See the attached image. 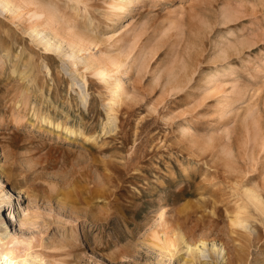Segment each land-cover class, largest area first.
<instances>
[{
    "label": "rangeland",
    "instance_id": "1",
    "mask_svg": "<svg viewBox=\"0 0 264 264\" xmlns=\"http://www.w3.org/2000/svg\"><path fill=\"white\" fill-rule=\"evenodd\" d=\"M108 2L84 3L93 6L90 11L95 13ZM131 10L132 14L117 29L119 36L122 34L121 47L102 43L103 46L85 52L99 57L106 48L110 55L125 57L119 76L126 85L124 99L130 103V111L118 116L116 121L122 128L115 136L101 135L108 99L101 78L86 73L89 103L81 105L79 89L72 86L60 57L44 53L23 33L22 28L33 18L30 20L23 12L14 20L15 25L10 15L0 16L1 34L2 29L8 30L11 49H18L19 43L24 47H20L22 51L28 52L29 62L34 66L31 77L36 78L26 91L29 84L11 73L9 56L0 51V167L3 168L0 173L8 184L22 188L18 217L21 221L29 219L21 226L7 224V232L0 227V251L4 246L6 252L5 257L0 255V264H56L61 260L62 264H203L204 261L191 262L185 247L167 245L168 239L175 242L170 226L176 216L188 211L191 218L186 220L183 234L191 244L201 235L218 245L222 242L228 259L217 261L218 264H239L232 261L237 255L244 258L240 264H264V223L250 218L252 224L248 222L256 234L244 242L237 234L241 229L230 227L224 212V206H232L229 202L234 199L229 198L232 191L228 187L237 186L248 177L252 185L264 187V0H139ZM67 19L58 20L55 26L63 22L60 27H64L65 22H71V28L66 29L71 33L83 26L80 23L83 21L75 23L74 18ZM224 20L226 29L221 28ZM204 24L209 35L203 36ZM194 25H199L202 31ZM191 27L198 30L192 28L197 36L205 38L201 47L191 45L197 37ZM225 30L227 41L213 47L214 39ZM234 46H241L240 54L238 50L234 52ZM190 47H194L191 53ZM218 49L228 51L227 56L239 65V70L229 78L211 76L204 84L199 79L209 74L211 62L220 57L222 51ZM196 50L201 55L196 54L200 56L198 70L188 83L181 81L187 83H183L185 86L181 83L175 90L173 83L177 77L171 84L170 74L185 68L184 58L189 59ZM232 51L237 55L230 56ZM45 57L49 71L52 70L47 79L43 77ZM133 59L138 60L137 70L126 76L129 70L126 68ZM183 73L184 70L181 76L178 73V79H184ZM197 82L201 83V89ZM20 89L23 91L18 96ZM222 90L228 104L225 113L208 120L203 116L208 117L206 113L216 105ZM38 102L45 106L38 109L41 113L65 120L88 135L98 134L99 141L95 145L91 142L92 145L79 137L67 139L37 130L29 116ZM19 112L28 116L20 122L22 125L14 123ZM214 163L223 165V169L220 165L212 168ZM224 166L234 172L228 173L238 181L226 178L229 176ZM217 167L218 172H223L218 173ZM221 174H226L225 181ZM241 176L247 179L242 180ZM228 180L234 186L230 183L227 186ZM220 191L226 196L220 197L222 203L216 204V211L219 210L211 213L207 208L199 228H190L202 214L193 212L196 205L202 200H214L212 196H219ZM209 221L216 226L208 229ZM187 229H194L193 234ZM211 257V263L215 264L214 256Z\"/></svg>",
    "mask_w": 264,
    "mask_h": 264
},
{
    "label": "bare ground",
    "instance_id": "2",
    "mask_svg": "<svg viewBox=\"0 0 264 264\" xmlns=\"http://www.w3.org/2000/svg\"><path fill=\"white\" fill-rule=\"evenodd\" d=\"M138 1L139 0H110V2L107 3V5L105 4L106 7L105 6H103V8L101 7V9H100L101 11H99L98 8L97 9L95 8L96 11L94 13L92 10H91L92 12L90 11L91 7H93V6L90 7V5H89V7H88L87 4L84 3L85 0H0V16H6L7 14L10 15V19L12 20L13 24L16 25V22L14 20L18 16H20L18 14H21L23 12H25L26 15H29L30 20H31V18H33L31 20V23H29L28 25H25L24 28H22L23 33L26 34L31 39L32 42L37 44L39 46V49L43 50V52L45 51V52L54 53L60 57V60H61L62 65H63V70H64L66 75L70 76L69 78H70V82H71L72 86L78 87V89H79V92L77 93V95L79 97V102H81V105H86L89 103V93H88L89 89L87 88L88 87L87 86L88 81L86 79V73L87 72L93 73L98 79L101 78V80L103 81V84H105L106 91L108 93V99L106 98L107 99L106 122L102 128L101 135L117 134L118 130L119 129L121 130V128H122L121 125L118 124L116 121V120H118V116H120V114L123 111L126 113L130 111V105H129L130 103L128 104L126 102V100H125L126 97L124 95L126 92V85L122 82V79L119 76L121 74L120 69L125 64V57L120 56V55H115L114 53H113L114 55H110L108 52L109 49H106V48H105V50L104 49L102 50V55L99 57H97V56L95 57L92 53H90L89 55H85V52L88 50L90 51L91 47L97 48L98 45H100L102 43L108 44L109 46L111 45V47L116 46V45L120 46L121 45L120 42H122L121 40H123V39H121L122 34H120V36H121V38H120L119 32L117 29H118L119 25L130 14H132L131 8H132V6L135 5V3L137 4ZM97 10L99 13L97 12ZM22 16H24V14ZM62 17L63 18L67 17L68 19L72 18L71 20H73V18H74V21L76 20L77 22L83 21V22H80L83 24V26H79V27L75 28V26H77V25H75V23H76V21H75V23H74L75 26L73 28H75V30L76 29L77 30L72 32V33L68 31L69 32L68 33L66 31V29L71 28V22H70V24H68L69 22L67 24L65 22V26H64L65 28L60 27L61 24L63 25V22L59 25L60 28L58 27V24H57L58 28L55 26V24H56V22H58V20L63 19ZM225 17H227V15ZM22 19H23V17L21 18V20ZM65 20H63V21H65ZM18 24H19V22H18ZM82 24H80V25H82ZM199 25H197L198 27H196V25H194V26L197 29L199 28L202 31V29L200 27L201 25L200 26ZM192 26H193V24H192ZM205 26L206 25L204 24L203 29L205 28ZM226 26H227V21L224 20L222 22L221 28L226 29ZM192 28H194V27H191V29ZM196 28H194V29H196ZM210 29L211 28H209V30ZM204 30H203V32H205V34L202 33L203 36H205L206 33H207V35H209V32H206L207 30H205V31ZM2 31L4 32L2 34L5 37L4 38H2L3 36L0 37V51L1 50L3 51L2 55L9 56V59H10L9 62L12 63L11 69H10L11 73L16 74V76L19 77L18 79L20 81H22V82L25 81L29 84L27 86V88L25 89L26 91H28L30 84L36 82V78L33 79V77H31L33 74V70H34V66L32 65L31 62H29L31 60V58L28 57V52L25 51V49L22 51V48H20V47H23V46H19L18 45L19 43L17 44L18 49H16V50L11 49L12 44L10 42L12 41V37L11 38L8 37V32H7L8 30L4 31V29H2ZM48 31H49V33H47ZM191 31L194 32L193 29ZM197 32H198V30H197ZM226 32L227 31L225 30L223 35L216 38V40L214 39V41H213L214 46L213 47L218 46L217 44H221L222 42L227 41V39H225ZM129 33H130V31H129ZM2 34H1V30H0V35H2ZM193 34H195L197 36L196 32H194ZM202 37H199V35H198L196 37V39L193 40V43H191V45L192 46L196 45V47H197V45H199L198 47H201L203 39H205L204 37L203 38ZM5 42H6V45L3 46L2 44H4ZM14 43H17V42L15 41ZM103 44H102V46H103ZM159 45L161 47V44H159ZM109 46H107V47H109ZM194 47H192V49ZM237 47L238 46H234L233 48H235V49H233V50H234V52L236 50H238V53L240 54L241 49L239 50V48L241 46L239 48H237ZM242 48L244 49L243 46H242ZM192 49L190 47L189 52L192 51ZM219 49H222V48H219ZM219 49H218V51H219ZM197 50H200L202 52V50L199 48H197ZM228 50H230V49H228ZM196 51L194 52L195 55H192L193 54L192 53L191 55L188 56L189 59L184 58V59H187V61H186L187 65L184 66L185 68H183V66L180 65L183 68L182 70H184V73H183L184 75L182 74V76L185 80L181 79V77H180V79H178V77H179L178 73L180 74V72H182V70L179 71L181 68H179L178 66H177V69L179 68V70L176 71L177 74H175V75L170 74V77H171L170 80H169L170 77L168 76V80H169V82H171V84L176 79L175 77H177L175 83H173V84H175V86L173 87V88H175V90L179 89L178 86L181 83H182V85H184L185 82L188 83L190 81V78L193 75V73H195L198 70V69L196 70V68L198 67V64H199L198 58L201 55L199 54L200 53L199 51H197V53H196ZM220 51H222L221 53H219L222 55V57L220 55V57H218L217 59H214L213 62H211V63H213V67L210 68L211 71L209 72V74L207 73L208 75H204L202 77V80L199 79L200 82L202 81V83L206 84V83H208L207 79L211 76H214V75H215V77L220 76L222 78L223 77L229 78V76H232L237 70H239V65H237L236 63H233V60L230 59L229 56H227L228 51H223V50H220ZM117 53L119 54V52H117ZM196 54H198L200 56L196 57ZM232 54H233V51L231 52L230 56ZM234 55L236 56L237 54H233L232 56H234ZM226 56L229 59H227ZM47 57H49V56H47ZM45 59H47V58L46 57L44 58L43 62H45V63H44L43 69L46 73H44L43 74L44 76L43 75L42 76L44 77V79H47L49 77L48 76L49 72H51L52 70L49 71V64L46 62ZM135 59L131 60V62L129 64L127 63L128 66H127L126 70H128V69L129 70H128L127 74L125 73L126 76L129 74H133L134 71L137 70L138 65H136V64L138 63L137 62L138 60L136 61ZM181 59H183V58H181ZM4 63H5V61H4ZM143 64H144V61H143L142 65ZM173 68L174 67H172L169 71L173 70ZM35 73L36 72H34V74ZM204 74H205V72H204ZM37 75H36V77H37ZM172 75H174V76L172 77ZM180 76H181V74H180ZM187 77L188 78L190 77V78L187 79ZM220 77H218V78L220 79ZM173 78H175V79H173ZM51 79H53V78H51ZM56 80H58V79L56 78ZM172 80H173V82H172ZM182 80L185 82H181ZM200 82L199 83L197 82V83L201 89L202 85L200 86V84H201ZM167 85L169 88L170 85L169 84H167ZM49 87H50V85H49ZM197 87H195V89ZM199 87H198V89H199ZM22 89H20V91L18 92L19 93L18 96H20L22 94V91H23ZM169 89L173 90L171 88H169ZM163 90H164V88H163ZM48 91H49V88H48ZM25 92H23V93H25ZM47 94H48V92H47ZM49 95H48V97H49ZM219 95H220L219 96L220 98H218L219 100L216 103V105L213 106V108L210 112L206 113L208 115V117L206 115L203 116V117H206L208 120H215L218 117H220L221 114L225 113L223 111H225L224 109L228 105L225 90L224 91L222 90L221 94H219ZM18 96L17 97L15 96V98H18ZM30 96L26 95V97H28V98ZM102 97L103 96H101L100 98H102ZM101 100H103V99H101ZM104 101H106V100L104 99ZM38 103H39L38 107H37V104L33 105V111H32V109L30 110V111H32V114L29 116L30 117V123L32 124V126H36L37 130L44 132V133H48V134H57L56 135L57 137L64 136L67 139H73V138L79 137L82 142H86V141H87V143L92 142L94 145L97 143V140L99 139V137L97 136L98 134L97 135L96 134L88 135V133L86 134L83 131V129L77 130L78 129L77 127H76L77 129H75L74 127L68 125V122L65 120L60 121V120H57L55 117H53L49 113H46V112H45L46 114L41 113L39 110L43 105H42V102L41 103L38 102ZM105 104H106V102H105ZM35 107H37V108H35ZM43 107H45V106H43ZM27 108H29V107H27ZM77 108H78V106H77ZM26 116L22 112H19L17 116L15 115V118L17 119V117H18V120L14 121V123L22 125V123H20V122H22V120L26 119ZM80 117H81V120L84 118L81 114H80ZM27 118H28V116H27ZM121 118H120V122H121ZM82 122L83 121H81V123ZM210 122H212V121H210ZM85 130H86V128H85ZM102 140H103V138H102ZM220 160H221V158H220ZM228 160L226 159V161H228ZM222 161H223V158H222ZM215 165H220V164L214 163V166L212 168H215ZM225 165L230 167V165H228V163ZM220 166H219V168L221 169L223 167V165L221 167ZM226 166H224V167H226ZM228 167H226L227 168L226 171L224 170V172H226V174L231 170ZM263 167L264 166L262 165V169H263ZM236 168L237 167H235V169ZM0 169H1V171H3L2 170L3 168L0 167ZM221 171L223 172V170H221ZM214 172H215V169H214ZM217 172H218V167H217ZM217 172H215V173L216 174L220 173V172H218V173ZM240 172H238L237 174H239ZM212 173L213 172H211V175H212ZM259 173H262V172L260 171ZM226 174H224V175L221 174L222 176H220V177L224 176L223 179L225 181V177L229 176L226 178L227 179L230 178V180H231V178L233 176L230 177V173H228L229 175L228 174L226 175ZM235 174H233V175L236 178L237 174H236V176H235ZM219 175H218V178H219ZM213 176H215V175L213 174ZM241 177H242V180L247 179L246 177H245L246 179H243V176H241ZM241 177H238V178H241ZM235 180H237V179H235ZM230 182L228 180V182L226 181L225 183H227L226 185L229 186L228 183H230ZM214 184L213 185L210 184L211 187L212 186L214 187ZM232 184L230 186H234L235 183H233V181H232ZM237 184H236L237 186L230 187V188L228 187V189H230L232 191L231 194L229 193L230 194L229 198L234 197V199L232 201L230 200V202H229V201H227L228 198L227 197L225 198V199H227V200H224L225 203L227 201V202L231 203L230 205H232V204L233 205L230 207H226V205L225 206L223 205L224 206V212H225L226 218L229 219L230 227L235 228V229H238V228L241 229V232H238V233L236 232L239 236V239H241L244 242H249V240H252V239H250L251 236H255V234H256V231L252 230V226L249 224V222H250L249 219L252 218V220L254 219V221H257L261 224L264 223V187L263 186L260 187V186H258V184L252 185L251 179L249 177L246 181H244V182L241 181L240 183L238 182ZM9 185L10 184H8L7 179L4 176H2V174L0 173V227L3 228V230H5V232H7V230H8L7 224L11 223V225L21 226V225L27 224L28 220H29L26 218L25 221H21V220H19V217H18V215H19L18 209L20 207L19 199L22 198V195H21L22 188L15 187L12 184L10 185V188H8ZM215 186H216V184H215ZM223 187L224 186H222V188ZM212 190H215V189H212ZM222 192H224V191H222ZM224 193H226V192H224ZM226 194H228V193H226ZM15 195H17V196H15ZM218 195L219 196H217V195L212 196V198L214 197V200H209V199L206 201L202 200V202L199 203V206L196 205L197 210H195L193 212H195L196 214H197V212H200V213L202 212V214L199 213L201 216L199 215L200 217L198 216L197 218L194 219L195 222H193L194 224L190 228H194V229L199 228V226H200L199 224L204 218L203 212L205 213L207 208L210 209L209 211L211 213H215L219 210L218 209L216 211V207H217L216 204L219 205V203H222V200L220 199V197H222V199H223L224 198L223 196L225 194H223V193L221 194V191H220V194L218 193ZM215 197L219 198V199L217 198L218 201L215 200L216 199ZM185 211H187V210H185ZM6 212H7V215H6ZM179 212L181 213L183 211H179ZM183 213H185V212H183ZM187 213L182 214V216L181 215L176 216L175 221H173L174 224H172L170 226L171 227L170 230L174 231V239H175L174 241L175 242L171 241V239L169 240L168 236H167V239H168L167 245L171 244L173 246L176 245V247H181V246L185 247L186 251L188 252V254L190 256L191 262H196V261H202L203 262L204 261L205 263L203 262V264H212L211 263V258H212L211 256H214L216 262H214V261L213 262L215 264H218V262H226V259H228V258H226V256H227L226 255V248H224L222 246L221 241H219L221 243H220V245H218V243L216 244V242L214 240L213 241L207 240L205 235H201L198 239L196 238L194 240V243H192V244L187 240V238L185 237V235L182 232V230L184 229L183 227L186 226V220H189L191 218V215L187 214ZM197 222H198V224H197ZM203 222H202V224H203ZM209 222L213 223V221H209ZM210 223L207 224L208 229H210V227L214 225V223L212 225H210ZM215 224H217V223H215ZM214 226H216V225H214ZM217 226H218V224H217ZM211 228H213V227H211ZM194 229H191V230H194ZM235 229H234V231H235ZM187 230H189V229H187ZM191 230H189V231L191 234H193V231H191ZM227 233H229V231ZM233 234H235V232ZM206 235H207V233H206ZM190 237H191V235H190ZM5 244L6 243H4V245ZM243 244H241V245H243ZM250 244H252V243H250ZM4 249H5V247L3 246V247H1V251H0V255H2L3 257L6 256V252H4ZM235 252H238V251H235ZM241 256L237 255L236 257H234V260L232 259L233 263H239L240 264L242 259H244ZM229 259H230V257H229ZM27 260L28 259L25 258L24 262H26ZM32 261H35V260H32ZM62 263H63L62 260L58 261V262L56 261V264H62ZM9 264H11V263H9Z\"/></svg>",
    "mask_w": 264,
    "mask_h": 264
}]
</instances>
